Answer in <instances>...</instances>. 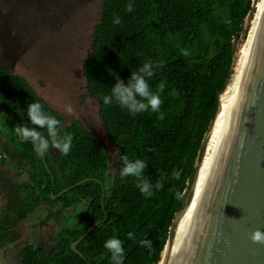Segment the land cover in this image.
Instances as JSON below:
<instances>
[{
  "label": "trees",
  "instance_id": "obj_1",
  "mask_svg": "<svg viewBox=\"0 0 264 264\" xmlns=\"http://www.w3.org/2000/svg\"><path fill=\"white\" fill-rule=\"evenodd\" d=\"M129 2L132 12L125 11ZM254 8L253 0H102L83 61L85 87L98 101L99 116L120 156L147 160L144 175L153 185L150 197L140 193L133 177H120V156L109 174L110 155L99 136L78 119L64 124L65 115L53 110L22 75L0 66L4 146L11 147V155L18 156L23 166L29 165L26 182L0 178L15 211L12 217L4 212L0 219V247L18 237L11 227L41 200L50 206L62 204L56 211L43 208L49 217L82 201L85 207L78 220L61 228L52 250L45 253L40 244L25 242L19 264H112L104 243L113 237L122 241V264H159L171 222L196 172L198 152L219 95L234 72L236 39ZM117 16L120 23L114 24ZM147 61L162 65L154 68L148 81L163 102L160 111L132 116L114 100L105 105L103 97L111 94L117 77L127 84L131 73ZM33 102L43 104L46 113L61 121V135L72 136L68 155L58 151L54 155L50 149L39 158L32 144L13 131L14 126L36 127L27 116L28 104ZM38 130L47 135L46 130ZM0 159L6 160L2 153ZM93 224L76 243L77 250L72 249V242ZM144 239L152 242L151 249L140 246Z\"/></svg>",
  "mask_w": 264,
  "mask_h": 264
},
{
  "label": "water",
  "instance_id": "obj_2",
  "mask_svg": "<svg viewBox=\"0 0 264 264\" xmlns=\"http://www.w3.org/2000/svg\"><path fill=\"white\" fill-rule=\"evenodd\" d=\"M220 97L159 264H264V244L250 240L254 229L264 232V8L202 156ZM45 207L41 200L11 227L20 236L0 248V264L5 250L24 240L27 221ZM60 208L58 202L52 209Z\"/></svg>",
  "mask_w": 264,
  "mask_h": 264
},
{
  "label": "rangeland",
  "instance_id": "obj_3",
  "mask_svg": "<svg viewBox=\"0 0 264 264\" xmlns=\"http://www.w3.org/2000/svg\"><path fill=\"white\" fill-rule=\"evenodd\" d=\"M260 1L253 0L254 11L244 20L233 64L249 37ZM101 6L102 0H0V66L25 77L53 110L65 115L64 124L78 119L84 128L99 136L109 152L112 175L121 150L107 135L98 101L87 93L83 76V61L90 51ZM68 105L73 108L71 113L65 111ZM0 129L4 135H0V154L6 158L0 159V178L7 176L15 183L28 181L29 165L23 166L18 156H12L10 146L5 148L6 129ZM53 154H57L55 149ZM11 205L8 193L0 187V219L6 211L14 216ZM84 207V202L75 201L51 217L46 210L39 211L27 221L24 240L4 252L1 264H19L25 242L40 244L45 253L50 252L61 228L74 224ZM42 219L45 224H41Z\"/></svg>",
  "mask_w": 264,
  "mask_h": 264
},
{
  "label": "clouds",
  "instance_id": "obj_4",
  "mask_svg": "<svg viewBox=\"0 0 264 264\" xmlns=\"http://www.w3.org/2000/svg\"><path fill=\"white\" fill-rule=\"evenodd\" d=\"M125 11H134V6L129 2L125 6ZM114 24L120 23V18L114 17ZM185 55L188 53L185 52ZM162 65L147 61L136 72H132L127 84L117 77L116 83L111 88V94L103 97L105 105H111L113 100L124 109H127L130 115L135 116L139 113L151 110L153 113L160 111L162 100L160 96L153 93L148 81L154 75V68ZM163 86L161 85V90ZM67 113H71L73 108L68 105L65 108ZM27 116L31 125L28 126H14L13 131L24 142H29L39 158H43L50 149H55L61 155L66 156L70 153L72 148V136L61 135V121L55 116L48 114L44 110L43 104L40 102H33L28 104ZM160 119H163V114H160ZM38 129L46 130L47 135ZM122 167L119 175L121 178L133 177L136 181L135 186L140 193L145 197L152 195L153 185L149 179L145 177L144 173L148 167L147 160L135 159L130 160L127 155L120 156ZM157 188L161 185L157 184ZM129 238H132V233H129ZM250 240L253 243L264 244V232L259 229H254L250 234ZM140 246L145 249H151L152 242L148 239L140 241ZM104 248L110 253L112 264H122L124 249L122 241L118 238H110L105 241Z\"/></svg>",
  "mask_w": 264,
  "mask_h": 264
},
{
  "label": "bare ground",
  "instance_id": "obj_5",
  "mask_svg": "<svg viewBox=\"0 0 264 264\" xmlns=\"http://www.w3.org/2000/svg\"><path fill=\"white\" fill-rule=\"evenodd\" d=\"M263 8H264V0H261L260 2H258V5H257V12H256V16H255V19H254L253 25H252V27H251V29H250V32H249V37H248V39H247L245 45H244L243 47H241V48H242V49H241V54H240L239 57H237V58H238V59H237V62L234 63V66H233V67H234V68H233V69H234V72H233L231 78L229 79V82L227 83L225 90L221 93V97H220V110H219V113H218V115H217V117H216V119H215V121H214V125H213V127H212V129H211V131H210V133H209V135H208L207 142H206V145H205V147H204V150H203L202 156H203L205 150H206L207 147H208V144H209L210 138H211V136H212V134H213V132H214V130H215V128H216V126H217L219 120H220V117H221L223 111H224L225 105H226V103H227V100H228L229 94H230L231 89H232V86H233V84H234V81H235V79H236L237 73H238V71H239V69H240V66H241V64H242V61H243V58H244V55H245V52H246V49H247L248 43H249V41H250V38H251V36H252V34H253V31H254V29H255V27H256V24H257V22H258V20H259V17H260V15H261V12H262ZM202 156H201V158H202Z\"/></svg>",
  "mask_w": 264,
  "mask_h": 264
},
{
  "label": "flooded vegetation",
  "instance_id": "obj_6",
  "mask_svg": "<svg viewBox=\"0 0 264 264\" xmlns=\"http://www.w3.org/2000/svg\"><path fill=\"white\" fill-rule=\"evenodd\" d=\"M53 207H54V206H50V209H52ZM17 231H18V230H17ZM19 236H20V231H18V237H19ZM18 237H17V238H18ZM17 238H16V239H17ZM6 245H7V244H6ZM0 248H1V247H0ZM6 250H7V249H6ZM6 250H5V251H6Z\"/></svg>",
  "mask_w": 264,
  "mask_h": 264
},
{
  "label": "crops",
  "instance_id": "obj_7",
  "mask_svg": "<svg viewBox=\"0 0 264 264\" xmlns=\"http://www.w3.org/2000/svg\"><path fill=\"white\" fill-rule=\"evenodd\" d=\"M4 67V66H3ZM11 70V69H10ZM14 72V71H13ZM15 73H17V72H15ZM17 74H19V73H17ZM21 75V74H20ZM25 78V77H24ZM4 139H5V137H3ZM4 143H5V141H4Z\"/></svg>",
  "mask_w": 264,
  "mask_h": 264
},
{
  "label": "built area",
  "instance_id": "obj_8",
  "mask_svg": "<svg viewBox=\"0 0 264 264\" xmlns=\"http://www.w3.org/2000/svg\"><path fill=\"white\" fill-rule=\"evenodd\" d=\"M1 155V154H0Z\"/></svg>",
  "mask_w": 264,
  "mask_h": 264
}]
</instances>
